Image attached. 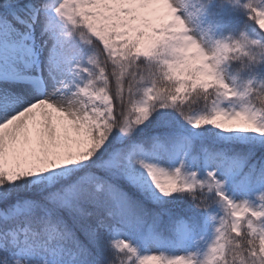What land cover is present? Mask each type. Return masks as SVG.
<instances>
[{"label": "snow or ice", "instance_id": "6c2138e0", "mask_svg": "<svg viewBox=\"0 0 264 264\" xmlns=\"http://www.w3.org/2000/svg\"><path fill=\"white\" fill-rule=\"evenodd\" d=\"M0 264H264V0H0Z\"/></svg>", "mask_w": 264, "mask_h": 264}]
</instances>
